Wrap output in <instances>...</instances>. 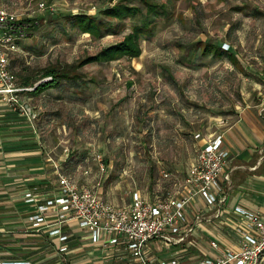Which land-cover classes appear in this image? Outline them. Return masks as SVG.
Masks as SVG:
<instances>
[{
	"label": "rangeland",
	"instance_id": "1",
	"mask_svg": "<svg viewBox=\"0 0 264 264\" xmlns=\"http://www.w3.org/2000/svg\"><path fill=\"white\" fill-rule=\"evenodd\" d=\"M150 1L165 4L168 16H151L154 31L140 37L139 57L86 65L67 73L80 76L76 83L62 80L37 96L23 95L37 115L47 156L59 162H52L55 169L115 207L128 205L134 192L152 202L182 184L197 152L194 134L224 137L242 123L241 111L255 114L258 93H264V0ZM119 3L146 12L139 0H0L22 34L21 52L10 55L16 83L29 79L34 87L46 81L45 70H69L120 42L140 16L126 20L119 35L100 38L62 26L66 14L114 25L116 19L97 10ZM30 19L35 27L22 24ZM207 43L228 50L238 63L202 57ZM72 156L80 161L75 169L65 166ZM208 242L189 245L201 258Z\"/></svg>",
	"mask_w": 264,
	"mask_h": 264
},
{
	"label": "crops",
	"instance_id": "2",
	"mask_svg": "<svg viewBox=\"0 0 264 264\" xmlns=\"http://www.w3.org/2000/svg\"><path fill=\"white\" fill-rule=\"evenodd\" d=\"M20 52L19 45V51L12 55ZM258 94L255 114L251 117L249 109L241 111L242 123H235V129L224 136L229 152L221 178L224 202L207 206L203 198L197 197L186 209L188 223L179 235L171 237L170 242L159 238L148 244L146 257L153 264L173 257L198 260L190 241L218 243L216 251L208 242L204 258H218L234 249L239 238L237 229L246 227V221L235 214V207L258 211L264 217V93ZM37 129L34 122L9 112L0 98V263L133 264L121 245L103 247L93 243L90 234L75 221L59 224L54 208L44 215V225L31 227L29 218L36 214L38 205L57 195L58 176L63 175L61 167L55 169L53 165L59 162L47 156L49 149H44L45 142ZM202 139L195 141L197 148ZM29 192L35 203L25 201ZM62 236L67 238L64 242L60 241ZM63 247L66 251L60 253Z\"/></svg>",
	"mask_w": 264,
	"mask_h": 264
},
{
	"label": "built area",
	"instance_id": "3",
	"mask_svg": "<svg viewBox=\"0 0 264 264\" xmlns=\"http://www.w3.org/2000/svg\"><path fill=\"white\" fill-rule=\"evenodd\" d=\"M38 7L46 9L44 3H39ZM52 10L49 8V11ZM18 26L16 15L0 8V98L9 112L34 122L37 115L21 96L31 93L36 85H18L10 69V55L19 51L22 36ZM49 79L46 78V81ZM193 138L197 141L202 139L200 133L194 134ZM202 140L182 184L178 187L174 185L173 189L152 202L134 192L130 205L115 207L103 200L92 187H77L70 178L59 175L57 195L37 206L36 214L29 218L31 227L44 225V215L54 208L59 224L75 221L90 234L93 243L103 247L121 245L134 260L133 264H153L146 257L148 244L159 238L170 242L171 237L179 235L188 223L186 209L197 197L203 198L207 206L224 202L221 178L229 161L224 137L215 134ZM99 167L104 170L103 164ZM161 176L169 178L166 172H162ZM25 201L35 203L32 193L25 195ZM234 212L246 221L245 228L237 229L239 238L234 249L224 251L218 258L202 257L190 262L173 257L157 264H264V217L258 211L241 207H235ZM66 239L62 236L60 241ZM209 247L219 250L214 240L209 242ZM65 251V247L59 250L60 253Z\"/></svg>",
	"mask_w": 264,
	"mask_h": 264
},
{
	"label": "trees",
	"instance_id": "4",
	"mask_svg": "<svg viewBox=\"0 0 264 264\" xmlns=\"http://www.w3.org/2000/svg\"><path fill=\"white\" fill-rule=\"evenodd\" d=\"M145 6L146 12L142 13L139 7L134 5L119 3L112 7L107 8L104 11L100 12V15L111 17L117 20L114 25L109 23L101 22L95 16H90L86 14H66L62 16V26L64 28H69L68 30L76 31L81 34H89L94 38H100L102 36L109 35H119L124 30V22L129 18L135 16H140V23L132 27L131 32L126 34L120 42L112 44L94 55H90L82 59L75 65H69V70L63 69H47L41 73V77L50 78L47 81L38 83L34 90L31 93H26L28 95L37 96L42 92H45L50 89H55L60 86L62 80L66 81H75L76 83L80 76L74 75L68 76L67 73L71 70H76L81 67L90 64H107L111 61L117 60L119 58L134 59L140 56V37H150L154 31V25L150 20L151 16L155 18L163 15L164 17L168 16V11L165 4H156L150 0H139ZM167 2H175L178 0H166ZM22 24H27L28 28L35 27V19L25 20ZM201 56L207 57L212 56V58H226L231 64H236V56L230 53L228 50L223 51L220 47L213 44H205L201 50ZM33 82H30L29 79L21 80L20 86L33 87ZM31 85V86H28ZM80 161L74 156L69 157L66 161L65 166L72 167L75 169Z\"/></svg>",
	"mask_w": 264,
	"mask_h": 264
},
{
	"label": "water",
	"instance_id": "5",
	"mask_svg": "<svg viewBox=\"0 0 264 264\" xmlns=\"http://www.w3.org/2000/svg\"><path fill=\"white\" fill-rule=\"evenodd\" d=\"M106 9H107V7H103V8H101V9H98L97 12H99V11H104V10H106Z\"/></svg>",
	"mask_w": 264,
	"mask_h": 264
}]
</instances>
